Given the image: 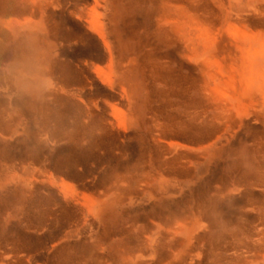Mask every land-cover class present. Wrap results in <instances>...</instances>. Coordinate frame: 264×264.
<instances>
[{
	"label": "rangeland",
	"instance_id": "1",
	"mask_svg": "<svg viewBox=\"0 0 264 264\" xmlns=\"http://www.w3.org/2000/svg\"><path fill=\"white\" fill-rule=\"evenodd\" d=\"M206 1L0 0L4 262L264 264V110L234 128L204 104L241 83L236 15Z\"/></svg>",
	"mask_w": 264,
	"mask_h": 264
},
{
	"label": "bare ground",
	"instance_id": "2",
	"mask_svg": "<svg viewBox=\"0 0 264 264\" xmlns=\"http://www.w3.org/2000/svg\"><path fill=\"white\" fill-rule=\"evenodd\" d=\"M220 1H223V0H220ZM222 6H223V10H224L223 11L224 12V16H226L227 19H229V18L231 19V12L235 13L236 18H237V21L235 23L230 21V22H228L229 23L228 26L225 25V27H226L225 31H227L230 34V36L234 37L235 40L237 41V42H235V43H237V46L235 48L236 51H237V54H236L235 57H232V60L230 58V61L232 63L230 65L229 69H233L234 67H236L237 71L239 72L240 82L241 83H240L239 89L235 88L234 85H232V83L229 82L227 79H226L227 80L226 82L222 81V82L218 83L219 84V89L220 88L222 89V91H220V93H218V94L219 95H221V94L225 95L227 93L228 94V102H229L230 105L222 104V102L219 99H217V98H216V100L208 98L207 97V95H209L208 93H212V95H213V94H215V92L217 90H213L212 91L209 88L210 85L206 84V86L203 87L204 95H205L204 104L206 105V107L208 106L209 108L210 107L213 108L214 104H216L218 102L220 105L217 103L218 105L216 104L217 107L215 108L216 111H217V116L223 118L226 121L231 122L232 127L234 126V128H235V125H238L237 123L243 120V116L250 115V113H251L250 110L251 109L255 113H261L264 110V0H224V3L222 4ZM212 10H213V8H212ZM242 13H246L247 15L251 16L247 23H244V21H241L243 18L238 20V17L239 16L241 17ZM181 15H183V14H181ZM232 18H234V17L232 16ZM182 19H184V16H183ZM189 19H191V18H189ZM216 19H218V18H216ZM179 21H181V20H179ZM189 22H190V20H189ZM191 24H192V22H191ZM235 24H237V26ZM253 26L254 27H259L260 30H258L257 33L250 34L251 33L250 29L253 28ZM197 27H199V26H197ZM261 28H263V29H261ZM201 31H202V34L200 35L199 32H201ZM194 32L195 33L192 34L193 36H195L194 38L189 39L190 41H186V39H185L186 44H187V50H188L187 51V56L189 57L190 61L192 60L193 62H198V63L203 62V61L205 62V60H207V58H205L206 55H207L206 52L208 53V50L211 51L215 47V44L211 43V40L209 42V38L206 37V35L210 34L211 32L209 31L208 34H206V33H204V30H199V29H197ZM185 38H186V35H185ZM187 40H188V38H187ZM184 44L185 43H183V45ZM209 45H210V47H209ZM217 47H220V46H217ZM220 54H221V52H220ZM211 61H213V60H211ZM217 62H214L213 66H215V64ZM220 64H222V63H220ZM216 66H217V64H216ZM211 69H213V68H211ZM200 72H201V70H200ZM210 75H212V74L210 73ZM203 76H204V74H203ZM216 79L217 78H215L214 80H216ZM219 79L221 80V78H219ZM210 81H211V79H210ZM216 82H218V81H216ZM210 84H212V83H210ZM238 90H240V92ZM212 95L211 96L209 95V96L212 97ZM258 107H260V109H258ZM252 114H253V112H252ZM197 117L200 118L201 116H197ZM263 118H264V114H263ZM255 122H258V121H255ZM195 123H197V122H195ZM209 137H211V136H210V134L207 131L198 128L197 135L195 137L196 140H198V141L204 140L205 141L206 139H209ZM208 141H210V140H208ZM210 144L208 146H210ZM209 149H211V147L206 148L204 150L203 154L205 155V157H208ZM195 225H197V224H195ZM183 227L181 226V231H182ZM176 230H179V229H176ZM179 232H180V230H179ZM183 232H182V234H184ZM191 233H193V232H191ZM7 258L8 257L3 256L1 254L0 255V264H10L9 262H4V260L7 259ZM259 258H257V259H259V261H260L261 257H259ZM252 259L254 260L253 257H252ZM128 264H130V263H128Z\"/></svg>",
	"mask_w": 264,
	"mask_h": 264
}]
</instances>
